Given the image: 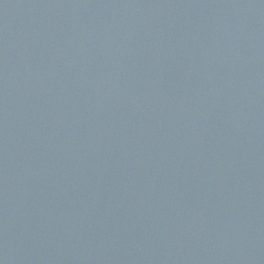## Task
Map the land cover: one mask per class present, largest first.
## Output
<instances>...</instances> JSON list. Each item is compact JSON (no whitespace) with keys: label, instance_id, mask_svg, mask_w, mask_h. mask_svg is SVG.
Returning <instances> with one entry per match:
<instances>
[{"label":"water","instance_id":"95a60500","mask_svg":"<svg viewBox=\"0 0 264 264\" xmlns=\"http://www.w3.org/2000/svg\"><path fill=\"white\" fill-rule=\"evenodd\" d=\"M0 264H264V0H0Z\"/></svg>","mask_w":264,"mask_h":264}]
</instances>
